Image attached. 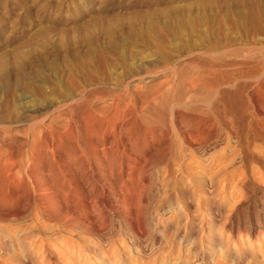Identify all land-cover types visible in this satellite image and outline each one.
Segmentation results:
<instances>
[{
  "label": "rangeland",
  "instance_id": "obj_1",
  "mask_svg": "<svg viewBox=\"0 0 264 264\" xmlns=\"http://www.w3.org/2000/svg\"><path fill=\"white\" fill-rule=\"evenodd\" d=\"M0 264H264V0H0Z\"/></svg>",
  "mask_w": 264,
  "mask_h": 264
},
{
  "label": "bare ground",
  "instance_id": "obj_2",
  "mask_svg": "<svg viewBox=\"0 0 264 264\" xmlns=\"http://www.w3.org/2000/svg\"><path fill=\"white\" fill-rule=\"evenodd\" d=\"M135 87H137V86H135ZM139 88V87H138ZM196 88V87H195ZM120 92V91H119ZM116 94V96L114 97V100L116 101V100H118L119 99V97H120V95H121V93H115ZM190 94H192V93H190ZM211 94V93H210ZM155 95L156 94H154L153 96L155 97ZM167 95V94H166ZM173 95H174V93H173ZM205 95L206 94H204V96L203 95H201V97H204V98H206L205 97ZM214 95V94H213ZM212 95V96H213ZM218 95V94H217ZM161 96V95H160ZM169 96V95H168ZM194 96H196V95H194ZM198 96V95H197ZM157 97V96H156ZM155 97V98H156ZM199 97H200V95H199ZM200 97V99H202ZM210 97V96H209ZM83 98V97H82ZM194 98V97H193ZM210 98H212V97H210ZM158 99V98H157ZM156 99V100H157ZM173 99H175V97H173ZM187 99V98H186ZM198 99V98H197ZM155 100V99H154ZM199 100V99H198ZM205 100V99H204ZM206 100H207V98H206ZM174 101V100H173ZM177 101V100H176ZM186 101L187 100H185V102L184 103H186ZM212 101V100H211ZM216 101V100H215ZM219 101V100H218ZM178 102H180V101H177V103ZM194 102V101H193ZM198 102H200V100L198 101ZM203 102V101H202ZM174 103V102H173ZM173 103H166V104H168V105H172ZM188 104H190V103H188ZM193 104V103H192ZM202 104V103H201ZM201 104H198V105H201ZM219 103H217L215 106L217 107V105H218ZM167 105V106H168ZM176 106V105H175ZM196 107V109H197V105H195ZM215 106H212V107H214L215 108ZM201 107V106H200ZM199 107V108H200ZM202 107H204V106H202ZM206 107V106H205ZM211 107V108H212ZM219 107V106H218ZM172 108H173V105H172ZM154 109V108H153ZM185 109V108H184ZM188 109V108H187ZM192 109L194 110V107L192 106ZM203 109H205V108H203ZM202 109V110H203ZM33 110V109H32ZM169 110V109H168ZM198 110V109H197ZM196 110V111H197ZM212 110V109H211ZM216 110H218L217 108H216ZM220 110V109H219ZM156 111L158 112V110H157V108H156ZM155 111V112H156ZM161 110L159 109V112H160ZM167 111V110H166ZM185 111H186V109H185ZM198 111H200V110H198ZM204 111V110H203ZM210 111V110H209ZM158 112V113H159ZM169 112V111H168ZM201 112V111H200ZM36 113V112H35ZM147 113V112H146ZM153 113V112H152ZM152 113H148V114H151L152 115ZM157 113V114H158ZM171 113V112H170ZM186 113V112H185ZM191 113H193L194 114V111L193 112H191ZM204 113V112H203ZM121 113H119V115H120ZM125 114H126V112H125ZM156 114V113H155ZM160 114H162V112H160ZM183 114V113H182ZM190 114V113H189ZM195 114H198V113H195ZM215 114H221V113H218V111H216V113ZM33 115V114H32ZM123 115H124V113H123ZM134 115V118H133V120H132V124L133 125H138L139 124V126H141L142 127V129H144L143 131H145V132H143V134L145 135V133H147V132H149L150 134H152V136H153V141H155L156 140V138L158 137H161V138H167V137H169V139H170V137L172 136V134H177V132L176 133H174L173 132V130H172V128H170L167 124H166V122H165V120H166V118L164 117V116H156V118L155 119H152L149 115V117L146 115L145 117H141L140 115H137V113H135V114H133ZM154 115V114H153ZM152 115V116H153ZM163 115V114H162ZM199 115V114H198ZM202 115V114H201ZM208 115V114H207ZM214 115V114H213ZM224 115H225V113H224ZM223 115V116H224ZM167 116V115H166ZM222 116V115H221ZM168 117V116H167ZM191 117V116H190ZM194 117V116H193ZM178 118H180V117H178ZM177 118V119H178ZM188 118V117H187ZM219 119V121H220V117H218ZM232 118V117H231ZM230 118V119H231ZM168 119V118H167ZM175 119V118H174ZM173 119V120H174ZM194 119V118H193ZM226 119V118H225ZM232 119H234V118H232ZM40 120V119H39ZM41 120H42V118H41ZM180 120V119H179ZM217 120V119H216ZM228 120V119H227ZM176 121V120H175ZM183 121V120H182ZM235 121V120H234ZM169 122H170V120H169ZM194 123L191 125V126H193V127H195V129H196V136H193L194 137V140H192V143L191 144H193V145H191V146H199V147H201L202 149H204L207 145H210V146H214V145H217L218 144V142L220 143L221 141L220 140H212L211 142H208L209 140H210V138L209 139H207L208 138V136L210 137V135H208L207 134V138H204V136L202 137V133H204L205 131H207V129H209L208 127H210V124H209V126H208V118H207V116H206V113H205V115L203 114V116H198V117H196L195 118V120L193 121ZM225 122H227V121H225ZM232 122V121H231ZM231 122H230V127H231ZM171 123V122H170ZM217 123V122H216ZM233 123V122H232ZM235 123V122H234ZM34 124V123H33ZM37 124V123H36ZM181 124V123H180ZM183 124V123H182ZM220 124V123H219ZM169 125H171V124H169ZM212 125V124H211ZM222 125V124H221ZM7 126V125H6ZM173 126H175V125H173ZM182 126V125H181ZM220 126V125H219ZM219 126H217L218 128H219ZM223 126V125H222ZM236 126V125H235ZM233 127V126H232ZM190 129H192L191 127H189ZM217 128V129H218ZM225 128V127H224ZM175 129V128H174ZM216 129V128H215ZM228 129V128H227ZM234 129V128H233ZM176 130H178V129H176ZM182 130V129H181ZM229 130V129H228ZM121 131L122 130H120V133H121ZM208 131H210L211 132V130H208ZM216 131V130H215ZM214 131V132H215ZM218 131H219V129H218ZM221 131V130H220ZM234 131H235V129H234ZM213 132V131H212ZM225 132H227V131H225L224 130V133ZM220 133V132H219ZM228 133V132H227ZM178 134H180L179 132H178ZM212 134V133H211ZM214 135V134H213ZM217 135H218V133H217ZM236 135V134H235ZM141 136H142V134H141ZM181 136V134L178 136V137H180ZM190 136V135H189ZM212 136V135H211ZM222 136V135H221ZM230 136H231V134H230ZM233 137H234V135H232ZM104 137V134L102 135V138ZM192 137V138H193ZM216 137V136H215ZM214 137V138H215ZM232 137V138H233ZM235 137H238V135H236ZM174 138V137H173ZM182 138V137H181ZM222 138V137H221ZM142 139L143 140H141V141H143L144 143H146L147 142V140L142 136ZM216 139H217V137H216ZM231 139V138H230ZM223 140V139H222ZM120 141H121V134L120 135H117V134H115L114 135V143L115 144H117V146H116V148L118 147V143H120ZM140 140H139V142H141ZM181 141V140H180ZM182 141H183V143H185V144H188L187 142H188V140H186V137L184 136L183 137V139H182ZM202 141V142H201ZM143 143V144H144ZM182 142H181V145L183 144ZM137 142L134 144V145H132V146H134V147H136L137 146ZM199 144V145H198ZM123 145V148L125 149V146H124V144H122ZM188 146H189V144H188ZM38 147V146H37ZM142 147V146H141ZM101 152H102V155H103V161H107V159H109V157H110V153L111 152H109L108 151V149L106 148V147H103V149L101 150ZM189 152H191V151H189ZM98 153H99V151L97 152V155H98ZM95 155H96V153H95ZM94 155V157L92 158L91 157V160H87L86 161V167L83 169V171H87V170H91V168H92V163H93V161H94V163H95V160H96V157H97V155L95 156ZM190 155V154H189ZM144 166V165H143ZM82 167L80 166V169H81ZM79 169V170H80ZM82 171V172H83ZM95 177H97V176H95ZM80 182V181H79ZM55 189V188H54ZM57 190V189H56ZM79 191V189L76 187V192H78ZM44 192V191H43ZM80 192H81V190H80ZM79 193V192H78ZM48 196V195H47ZM49 200H51V199H49ZM53 200V199H52ZM90 202V201H89ZM63 205V204H62ZM56 207V206H55Z\"/></svg>",
  "mask_w": 264,
  "mask_h": 264
}]
</instances>
